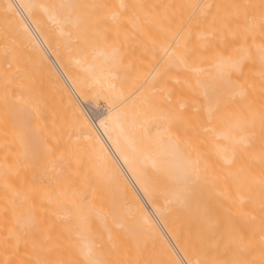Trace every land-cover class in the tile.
Returning <instances> with one entry per match:
<instances>
[{
	"label": "bare ground",
	"instance_id": "6f19581e",
	"mask_svg": "<svg viewBox=\"0 0 264 264\" xmlns=\"http://www.w3.org/2000/svg\"><path fill=\"white\" fill-rule=\"evenodd\" d=\"M0 264H264V0H0Z\"/></svg>",
	"mask_w": 264,
	"mask_h": 264
},
{
	"label": "rangeland",
	"instance_id": "374dc122",
	"mask_svg": "<svg viewBox=\"0 0 264 264\" xmlns=\"http://www.w3.org/2000/svg\"><path fill=\"white\" fill-rule=\"evenodd\" d=\"M93 105V106H92ZM84 108L87 110L89 114H94L95 118L101 115H104L103 113H106V107L101 104V102L96 107L92 102L87 101L84 104ZM106 110V111H105ZM105 111V112H104ZM91 116V115H90Z\"/></svg>",
	"mask_w": 264,
	"mask_h": 264
}]
</instances>
